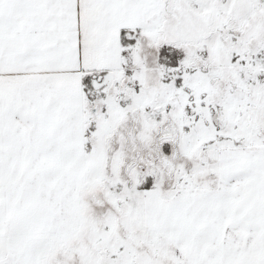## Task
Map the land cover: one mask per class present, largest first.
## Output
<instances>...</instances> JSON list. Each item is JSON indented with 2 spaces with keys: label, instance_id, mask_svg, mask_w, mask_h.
<instances>
[{
  "label": "snow or ice",
  "instance_id": "snow-or-ice-1",
  "mask_svg": "<svg viewBox=\"0 0 264 264\" xmlns=\"http://www.w3.org/2000/svg\"><path fill=\"white\" fill-rule=\"evenodd\" d=\"M0 264H264V0H0Z\"/></svg>",
  "mask_w": 264,
  "mask_h": 264
}]
</instances>
